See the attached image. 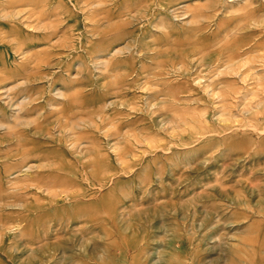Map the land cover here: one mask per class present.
<instances>
[{"label":"rangeland","instance_id":"rangeland-1","mask_svg":"<svg viewBox=\"0 0 264 264\" xmlns=\"http://www.w3.org/2000/svg\"><path fill=\"white\" fill-rule=\"evenodd\" d=\"M0 264H264V0H0Z\"/></svg>","mask_w":264,"mask_h":264}]
</instances>
